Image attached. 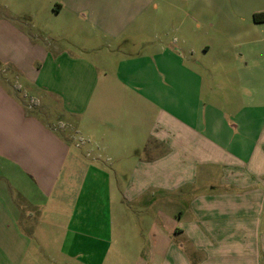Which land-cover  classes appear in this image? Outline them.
Instances as JSON below:
<instances>
[{"label":"crops","instance_id":"obj_1","mask_svg":"<svg viewBox=\"0 0 264 264\" xmlns=\"http://www.w3.org/2000/svg\"><path fill=\"white\" fill-rule=\"evenodd\" d=\"M263 13L0 0V264H264Z\"/></svg>","mask_w":264,"mask_h":264},{"label":"rangeland","instance_id":"obj_2","mask_svg":"<svg viewBox=\"0 0 264 264\" xmlns=\"http://www.w3.org/2000/svg\"><path fill=\"white\" fill-rule=\"evenodd\" d=\"M261 58H259V56L258 57H256V58H254V60H256V62L257 63H255V69H254V71H255V74H259V75H262V76H264V53L262 54V56H260ZM3 74H5V77H7V79H9V81H10V83L11 82H13V81H11L10 80V75L5 71V72H3ZM259 90H261V89H259V88H255L254 89V95L256 96V94H257V92L259 91ZM263 92H264V87H263ZM51 117H50V119H51V122L52 121H54V116H55V112H51L50 114H49ZM137 224H138V221H137ZM135 226V225H134ZM137 250V252L139 253L140 251L138 250V249H136ZM144 251H142V257H141V260L140 261H137L136 263H133V261H134V259H135V255L133 254V250L132 251H130V250H128V252H126L125 254H126V257L125 256H121V260H122V262H121V264H144V261H145V255H146V252L148 251V249L147 248H144L143 249ZM158 250V255H160V256H157L156 257V262H158L159 260H160V263L161 264H166V260H165V257H164V255H165V253H166V247H165V245L163 246H161L160 244H159V248L157 249ZM112 253H110L109 254V261H110V258L112 257ZM162 255V256H161ZM131 257H133V260H131L130 258ZM162 257H164V258H162ZM130 259V260H129ZM128 260V261H127ZM146 260H148L147 258H146ZM135 262V261H134ZM106 264V263H105ZM149 264H151V263H149ZM152 264H154V263H152ZM156 264H158V263H156Z\"/></svg>","mask_w":264,"mask_h":264},{"label":"trees","instance_id":"obj_3","mask_svg":"<svg viewBox=\"0 0 264 264\" xmlns=\"http://www.w3.org/2000/svg\"><path fill=\"white\" fill-rule=\"evenodd\" d=\"M255 22H264V13L263 14H255L254 15Z\"/></svg>","mask_w":264,"mask_h":264}]
</instances>
